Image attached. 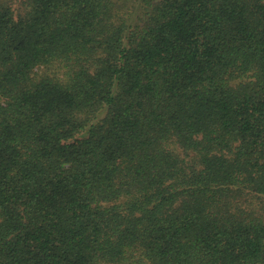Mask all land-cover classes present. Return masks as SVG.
Segmentation results:
<instances>
[{
    "label": "trees",
    "instance_id": "trees-1",
    "mask_svg": "<svg viewBox=\"0 0 264 264\" xmlns=\"http://www.w3.org/2000/svg\"><path fill=\"white\" fill-rule=\"evenodd\" d=\"M0 264H264V0H0Z\"/></svg>",
    "mask_w": 264,
    "mask_h": 264
}]
</instances>
